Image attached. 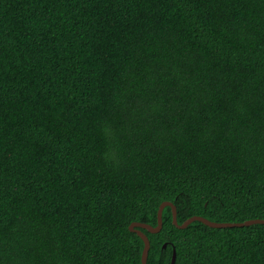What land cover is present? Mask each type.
<instances>
[{
  "label": "trees",
  "instance_id": "obj_1",
  "mask_svg": "<svg viewBox=\"0 0 264 264\" xmlns=\"http://www.w3.org/2000/svg\"><path fill=\"white\" fill-rule=\"evenodd\" d=\"M164 202L264 220V0H0V264H141ZM139 230L264 264V225Z\"/></svg>",
  "mask_w": 264,
  "mask_h": 264
},
{
  "label": "water",
  "instance_id": "obj_2",
  "mask_svg": "<svg viewBox=\"0 0 264 264\" xmlns=\"http://www.w3.org/2000/svg\"><path fill=\"white\" fill-rule=\"evenodd\" d=\"M165 207L171 208L172 224L178 229H185L193 222H199L203 224L204 226L208 228H212V229H225V228H234V227L239 228V227H249L252 225H264V220H250V221H246L243 223L229 224V223H213V222H209L200 217H192L188 219L187 221H185L182 225H178L176 221L175 207L171 203L164 202L158 208L157 226L155 228L148 226V225L140 224V223H132L128 227L129 232L136 234L143 242V250L141 254V264H146L148 250H149V242H148L147 237L139 229L145 230L150 234H156L160 232L162 228V211ZM165 247L166 246L164 245L163 249ZM174 262H175V252L173 250L170 264H174Z\"/></svg>",
  "mask_w": 264,
  "mask_h": 264
}]
</instances>
